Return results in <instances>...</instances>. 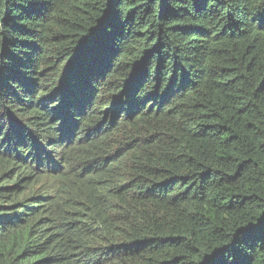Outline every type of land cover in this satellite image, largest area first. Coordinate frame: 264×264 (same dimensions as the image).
I'll use <instances>...</instances> for the list:
<instances>
[{
	"label": "trees",
	"instance_id": "1",
	"mask_svg": "<svg viewBox=\"0 0 264 264\" xmlns=\"http://www.w3.org/2000/svg\"><path fill=\"white\" fill-rule=\"evenodd\" d=\"M0 264H264V0H0Z\"/></svg>",
	"mask_w": 264,
	"mask_h": 264
}]
</instances>
